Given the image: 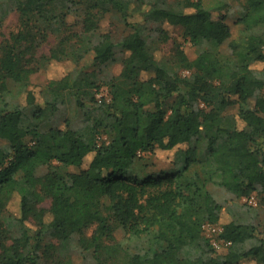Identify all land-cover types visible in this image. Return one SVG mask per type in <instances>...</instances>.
Wrapping results in <instances>:
<instances>
[{
    "label": "trees",
    "instance_id": "obj_1",
    "mask_svg": "<svg viewBox=\"0 0 264 264\" xmlns=\"http://www.w3.org/2000/svg\"><path fill=\"white\" fill-rule=\"evenodd\" d=\"M81 2L75 23L77 0H0V27L12 14L20 21L0 41V264H75L77 250L95 264H264L256 207L224 205L209 188L255 192L264 205V0H245L228 54L226 15L214 17L203 0ZM110 11L132 28L120 41L103 25ZM177 26L197 45L194 59L174 39ZM90 52L99 66L120 60L121 72L84 68ZM55 61L74 67L50 79L38 102L31 75ZM103 85L108 94L99 96ZM70 96L83 123L43 129ZM102 130L111 140L99 141ZM160 151L181 167L133 172L142 153ZM205 222L223 226L227 251H217ZM119 228L143 249L126 246Z\"/></svg>",
    "mask_w": 264,
    "mask_h": 264
},
{
    "label": "rangeland",
    "instance_id": "obj_2",
    "mask_svg": "<svg viewBox=\"0 0 264 264\" xmlns=\"http://www.w3.org/2000/svg\"><path fill=\"white\" fill-rule=\"evenodd\" d=\"M82 0H77V4L73 5V10L69 14V19L71 22L77 21L79 18V8L82 7ZM203 2L209 6L213 10L214 17H219L222 14L226 15V20L231 28L232 35L229 39H227L220 47L222 53L228 54L229 53V42L231 38H235L240 34L242 29L241 24L238 22L239 16L244 12V2L245 0H203ZM221 7L220 9H216L217 7ZM103 25L105 28L110 29L113 32V37L116 41H120L123 39L127 34L132 31V28L126 26L123 21H121L120 15L116 12L110 11L107 12L104 16ZM20 25L19 17L17 14H12L0 27V41L8 37L9 34L13 31L18 30ZM176 36L174 39H177L181 45L183 46L184 50L187 52L188 56L191 59H194L198 54V47L197 45L193 44L189 41L185 34L184 28L182 26H177L175 29ZM54 37L51 38L50 42L45 44L42 48V51L48 52L51 45L54 43ZM173 45V40H169L166 43L162 44L163 51L169 53L171 51ZM263 64H257V66H262ZM81 66L86 69H93V68H103L107 69L109 72L113 74H119L122 70L123 64L120 60L115 62H111L106 66L95 63L94 61V54L88 53L82 60ZM74 67V64L71 61H60V62H53L49 68L47 69H40L39 71L35 72L31 75L30 79V86L33 91H35L38 102L43 101L41 97V90L46 86L48 81L52 78H59L63 76L67 71L71 70ZM182 74L186 75L190 73L188 69H182ZM10 88L13 90L14 98L17 99L19 95L17 85L12 82L8 81ZM108 94V87L107 85H103L99 96L107 95ZM17 97V98H16ZM255 98H251L249 100L248 105L253 107L255 105ZM239 109L238 106L232 107L231 111H237ZM66 119H69L70 125L72 127H79L83 123L82 117V109L77 105L76 100L73 96H70V99L61 105L60 109L54 114V116L47 122L43 123L42 128L47 129L51 127L58 126L62 124ZM112 132L110 130H102L99 135V141H109L111 140ZM6 141L0 139V143L4 144ZM172 156L167 151H160L157 154H153L152 152H144L142 153L132 165L133 172L138 173L141 176L147 175H156L160 176L164 173H173L176 169L181 167L172 162ZM47 167H41L39 169L40 172H45ZM71 170H75L74 167H70ZM210 190L213 194L222 202L224 205H227V202L234 199L240 202H246L257 209V216L255 222L261 229L264 228V205L261 204V198L257 195V193H253L250 196H241L238 197L236 194L228 191L224 187L219 185L210 184ZM254 196L255 201L257 204H252L250 199ZM47 206L50 205L49 202L45 203ZM13 209L16 211L19 208L18 202L15 201L12 204ZM230 219L229 214L224 211L222 215V222H226ZM116 235L118 239L122 240L126 246L134 250H142L145 242L141 240H130L126 237L125 231L119 228L116 231ZM221 243L220 250L218 252H225L227 251L228 247ZM73 259L75 264H95L90 256L89 251H82L77 250L73 252ZM238 264H256L255 261L250 259H243Z\"/></svg>",
    "mask_w": 264,
    "mask_h": 264
},
{
    "label": "built area",
    "instance_id": "obj_3",
    "mask_svg": "<svg viewBox=\"0 0 264 264\" xmlns=\"http://www.w3.org/2000/svg\"><path fill=\"white\" fill-rule=\"evenodd\" d=\"M250 201L252 204H257V202L254 199V196L251 197ZM203 231L208 236V238H210L212 244L217 250H220L221 243H223L226 247H228L231 244V241H226L221 237L223 226L220 225L219 223L205 222L203 224Z\"/></svg>",
    "mask_w": 264,
    "mask_h": 264
}]
</instances>
